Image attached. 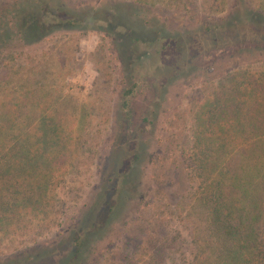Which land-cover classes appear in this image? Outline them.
<instances>
[{
  "label": "rangeland",
  "instance_id": "rangeland-1",
  "mask_svg": "<svg viewBox=\"0 0 264 264\" xmlns=\"http://www.w3.org/2000/svg\"><path fill=\"white\" fill-rule=\"evenodd\" d=\"M242 72L264 73V0H0V104L29 87L82 133L51 213L0 226V264H212L187 155Z\"/></svg>",
  "mask_w": 264,
  "mask_h": 264
},
{
  "label": "trees",
  "instance_id": "trees-1",
  "mask_svg": "<svg viewBox=\"0 0 264 264\" xmlns=\"http://www.w3.org/2000/svg\"><path fill=\"white\" fill-rule=\"evenodd\" d=\"M229 78L199 104L186 167L209 222L212 264H264V73ZM21 90L0 104V226L48 216L82 150L81 131L50 98Z\"/></svg>",
  "mask_w": 264,
  "mask_h": 264
}]
</instances>
